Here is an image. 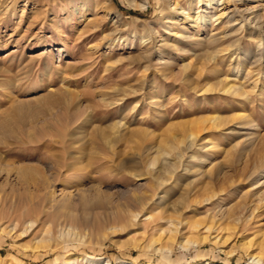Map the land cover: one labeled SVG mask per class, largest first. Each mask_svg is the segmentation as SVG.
<instances>
[{
    "label": "rangeland",
    "instance_id": "obj_1",
    "mask_svg": "<svg viewBox=\"0 0 264 264\" xmlns=\"http://www.w3.org/2000/svg\"><path fill=\"white\" fill-rule=\"evenodd\" d=\"M214 3L0 0V264H264V0Z\"/></svg>",
    "mask_w": 264,
    "mask_h": 264
},
{
    "label": "bare ground",
    "instance_id": "obj_2",
    "mask_svg": "<svg viewBox=\"0 0 264 264\" xmlns=\"http://www.w3.org/2000/svg\"><path fill=\"white\" fill-rule=\"evenodd\" d=\"M214 2H216V0H209V4L210 5L216 4ZM217 4H218V2H217ZM250 11L251 10L248 9V8L244 9L245 14L249 13ZM250 14H252V13H250ZM253 22H255V20ZM262 27L263 26L261 24L258 26V28H262ZM261 41L262 40L260 39L259 40L260 46L263 45V43H261ZM256 87H257V83L253 84V89H255ZM205 92H208V90H205L202 94H206ZM220 92H222L224 95H230V96H232L234 98H237V99H245L247 97V93L245 91H243L241 88H238V87H235V86H231L229 84L225 85L223 87V89H221ZM66 95H72L71 91L62 90L59 93L51 92V94L49 95V97H50L49 99H51V98H58V96H59L60 99L58 98V103H64L65 101L66 102L69 101V100H67V98H65ZM62 97H63V99H61ZM241 118L242 119H245L247 117L246 116H241ZM215 120H216L215 118H210V119L205 120V121L212 122V121H215ZM197 132L198 131H194V132L192 131V132H190L187 135V138H189L191 140H194L196 138ZM193 158H194V156H192V159ZM155 164H156V159H154L153 162L151 163L152 167L155 166ZM169 166H171V165H167V166H164L163 165L162 166L163 167L162 170H164V172H166L167 174H171V171H170L171 168H169ZM20 171H22V173H25V174L26 173H32L35 177L39 178L40 185H41L39 188H41V191L44 190V191L48 192V198H47L48 201H51V202L56 201V199H55V192L52 189H50L51 186H52V179L51 178L45 177L43 174H41V172L39 171V169H37L35 167H25V168H22ZM159 174L161 175L162 172L160 171ZM157 178L160 180V177L159 176H157ZM6 182L7 183L8 182H11V174L9 172H7V175H6ZM24 183H25L26 186L29 185V183H28L27 180L24 181ZM79 193H81V192H79ZM104 196H106V195L102 194L99 188L96 189V193L94 195V197H95V205L96 206H98L99 204H103L102 197H104ZM80 197H81V201L84 204H86V202L87 203H90L91 202V199L88 198L86 195H84L82 193L80 194ZM165 197L166 196L160 197V199H159L160 202L166 201V198ZM70 199H71V197L64 196L63 199L60 202L59 208L62 205H66L70 201ZM2 200H4V198L3 197H0V202ZM205 201L208 203V201H210V199H207ZM56 202L58 203L59 201H56ZM136 202L139 203V204H141V205H146L147 204L146 200L143 199V198L137 199ZM34 205L36 206V204H33V206ZM168 224L171 227L170 233H172V235H170V239L173 241L174 238H175V234L179 231V227H180L181 223L178 220L174 219V218H170V219H168ZM187 224L190 225V227L193 229L192 231H194L195 233H199L201 231H204V233H203L204 235L203 234H199V235H197V237L194 240H192L191 243L193 245H197L198 246L199 244H205L207 241L209 242L211 236L213 235V232H215L214 227H212V225H208L207 224V225L203 226V224H201L200 221H197V220L191 221V222H187ZM33 226H34V223L32 222L30 224V227H33ZM213 239L216 240L214 243H216L218 240L220 241V243L222 241V239L219 238L218 236H216ZM227 241H228V238L225 239L222 242V244L227 243ZM251 247H252L251 244H248V243H244L242 245V248L250 256V259H252L253 261H257V263H262L263 257H264V243L260 247V251H259L260 253L257 254V255H254V254H251L250 253ZM42 248H45L44 245L37 246V247L34 248V250H39V249H42ZM71 259H76L78 262L84 263V264H99V262L96 261V260L86 259V258H83V257L82 258H80V257H73L72 258L71 257V258H69L65 262V264H71ZM103 264H105V262ZM123 264H136V263H123ZM207 264H209V263H207Z\"/></svg>",
    "mask_w": 264,
    "mask_h": 264
}]
</instances>
